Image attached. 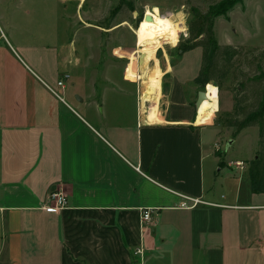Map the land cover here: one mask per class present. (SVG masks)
I'll list each match as a JSON object with an SVG mask.
<instances>
[{
  "label": "crops",
  "instance_id": "1",
  "mask_svg": "<svg viewBox=\"0 0 264 264\" xmlns=\"http://www.w3.org/2000/svg\"><path fill=\"white\" fill-rule=\"evenodd\" d=\"M3 33L0 264H264V195L250 193L246 170L224 179L219 195L206 187L205 166L210 157L216 165L217 151L206 148L203 130L222 113L214 86L206 89L204 104L213 108L203 121L213 118L199 126L201 90L180 82L168 64L161 71L157 51L147 54L163 77L158 108L145 104L144 113L146 82L133 58L116 77L100 76L99 63L80 58L70 69L65 46ZM139 50L136 44L132 56ZM68 70L72 76L62 73ZM74 78L81 99L67 93ZM54 190L67 207L46 214L42 204ZM144 211L152 215L143 225Z\"/></svg>",
  "mask_w": 264,
  "mask_h": 264
},
{
  "label": "rangeland",
  "instance_id": "2",
  "mask_svg": "<svg viewBox=\"0 0 264 264\" xmlns=\"http://www.w3.org/2000/svg\"><path fill=\"white\" fill-rule=\"evenodd\" d=\"M220 2L221 0H130L129 5L122 6L116 12L119 0H0V29L7 37L13 31H26L33 44L67 47L70 52V69L71 64L80 58L83 62L88 60L93 66L99 63L97 72H100V76L116 77L117 69L130 64L133 58L131 65L135 73L140 76L144 72L143 75L147 76L152 71L154 60L140 64V56L132 54L136 50V31L139 24L147 12L155 11L158 17L171 16L174 22L182 20L183 31L179 34L176 45L163 46L160 51L155 52L154 58L161 71L165 65H170L176 78L187 86L193 84L202 57L200 49L179 55L181 47L186 45L188 24L193 17L191 10L205 14L216 8ZM213 32L216 44L220 47L240 46L245 50L257 49L264 53V0H242L226 17L215 19ZM17 39L22 42L24 37L17 35ZM160 70L158 69L162 75ZM68 71L62 73L72 76V72ZM255 73L252 69L250 75ZM162 77L163 75L160 86ZM171 78L165 80L166 88ZM237 85L234 82L233 91ZM145 88L146 85L144 91ZM229 89L230 82L226 81L219 98L222 113L215 115L211 123L214 129L203 130L209 139L206 148L214 152L215 145L219 147L216 165L213 163L214 158L210 157L205 166L206 187L214 186L218 195L223 180L237 172L234 168L225 167L226 164L242 162L248 169L249 162L260 151L258 127L247 128L233 138L232 129L224 130L216 124L221 114L232 112L233 96ZM67 93L81 99L84 93L81 79H70ZM215 99L217 102V95ZM204 105L200 109L201 117L207 109ZM212 118L213 116L207 117L209 121ZM198 123L199 126L205 125L201 121ZM218 163H222L224 168L220 169ZM219 169L222 170L220 174ZM247 169L245 170L248 175ZM247 184L249 185V181Z\"/></svg>",
  "mask_w": 264,
  "mask_h": 264
},
{
  "label": "trees",
  "instance_id": "3",
  "mask_svg": "<svg viewBox=\"0 0 264 264\" xmlns=\"http://www.w3.org/2000/svg\"><path fill=\"white\" fill-rule=\"evenodd\" d=\"M241 2L242 0H221L216 8L205 14L191 10L193 17L188 24V40L181 47L179 55L195 49L201 50L200 69L192 81L201 91L212 85L221 93L224 83L230 82L229 93L232 92L233 109L231 113L221 114L216 120L221 129H232L231 136L235 138L247 128H259L260 151L249 162L248 179L250 193L264 195V53L257 49L245 50L240 46L220 47L216 44L213 32L215 19L226 17ZM129 3L130 0H119L116 12ZM252 69L256 72L253 76L250 75ZM234 82L238 83L235 91ZM204 106L207 107L206 111L213 108L209 104ZM200 114L201 112L196 124L200 121L204 124ZM218 167L222 169L224 165L219 163Z\"/></svg>",
  "mask_w": 264,
  "mask_h": 264
},
{
  "label": "bare ground",
  "instance_id": "4",
  "mask_svg": "<svg viewBox=\"0 0 264 264\" xmlns=\"http://www.w3.org/2000/svg\"><path fill=\"white\" fill-rule=\"evenodd\" d=\"M154 13L147 12L145 17H149L151 21L146 22L143 20L139 24L138 30L136 31V43L138 48L141 50V51L139 50L140 56H143V61L141 63L148 61V58H146L147 54L148 56L153 55L156 51L162 49L163 46H167V45L175 46L179 34L182 33L183 31L181 27V22H182L181 19H178L176 22H174L171 19V16L158 17L157 16L158 14L156 15V13L155 14ZM150 48L152 50H149ZM143 73L142 75H140V80H142L141 86H144L146 82V88L142 96V105L145 113L147 110V105L153 104L154 107L153 110H155L158 105L162 75L161 73H159L157 67L153 68L152 71L147 76L143 75ZM145 104L147 105L145 106ZM152 122L158 123L161 121L154 118ZM210 122L206 121L205 125L210 124Z\"/></svg>",
  "mask_w": 264,
  "mask_h": 264
},
{
  "label": "built area",
  "instance_id": "5",
  "mask_svg": "<svg viewBox=\"0 0 264 264\" xmlns=\"http://www.w3.org/2000/svg\"><path fill=\"white\" fill-rule=\"evenodd\" d=\"M68 76H65L64 79H67ZM57 88L63 90L65 88L63 81L57 83ZM218 146L215 145V150L218 152ZM227 168H234L235 170H239L241 172L245 171V166L242 162H234L229 163L226 166ZM191 206H188V203L181 204L182 209H190L195 207L198 204L197 200L191 202ZM67 207V198L66 195L61 190H54L48 192L45 196V199L42 204L41 210L46 214H57L62 210L66 209ZM151 215L150 211H144L141 215V224H149L151 222ZM141 250H138L135 255L141 256Z\"/></svg>",
  "mask_w": 264,
  "mask_h": 264
},
{
  "label": "water",
  "instance_id": "6",
  "mask_svg": "<svg viewBox=\"0 0 264 264\" xmlns=\"http://www.w3.org/2000/svg\"><path fill=\"white\" fill-rule=\"evenodd\" d=\"M144 21L146 22H150L151 19L149 17H144L143 18ZM143 61V56H140L139 57V63L141 64V62ZM206 89L205 91H200L198 94H197V99H196V102H195V110L198 112L201 105L206 101ZM141 101H142V98H141ZM142 111L144 112V109L142 108ZM143 118L145 119V116H143Z\"/></svg>",
  "mask_w": 264,
  "mask_h": 264
},
{
  "label": "flooded vegetation",
  "instance_id": "7",
  "mask_svg": "<svg viewBox=\"0 0 264 264\" xmlns=\"http://www.w3.org/2000/svg\"><path fill=\"white\" fill-rule=\"evenodd\" d=\"M187 35H188V34H187ZM187 40H188V36H187ZM187 40H186V41H187Z\"/></svg>",
  "mask_w": 264,
  "mask_h": 264
}]
</instances>
